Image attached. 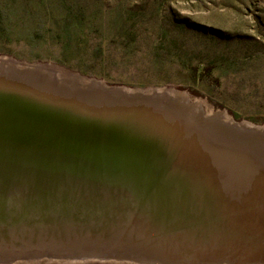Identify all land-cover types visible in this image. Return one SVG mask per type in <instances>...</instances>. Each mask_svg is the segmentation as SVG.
Segmentation results:
<instances>
[{"label":"rangeland","instance_id":"obj_1","mask_svg":"<svg viewBox=\"0 0 264 264\" xmlns=\"http://www.w3.org/2000/svg\"><path fill=\"white\" fill-rule=\"evenodd\" d=\"M0 58L31 65V75L47 80L83 77L89 94L104 96L103 84L157 91L149 102L175 113L182 135L176 149L158 136L117 156L119 169L142 172L117 178L127 186L143 182L145 202L131 196L137 203L88 208L83 218L101 216L100 239L86 238L82 216H72L63 237L56 226L47 230L65 218L39 213L42 226L35 224L23 246L0 245V264H264V140L241 131L238 142L192 121L203 111L226 112L264 127V0H0ZM24 135L22 143H30ZM51 136L25 149L0 136L2 188L24 196L84 189L79 178L51 171L114 177L88 153L80 154L83 167L50 161V142L70 145ZM40 176L44 182L34 184ZM159 192L166 196L160 204Z\"/></svg>","mask_w":264,"mask_h":264},{"label":"water","instance_id":"obj_2","mask_svg":"<svg viewBox=\"0 0 264 264\" xmlns=\"http://www.w3.org/2000/svg\"><path fill=\"white\" fill-rule=\"evenodd\" d=\"M9 63L11 62L7 58H0V136L4 138L3 140L12 143L13 147L25 149L32 145L37 147L42 144L46 145L44 138L52 135L53 140L59 138L58 142L69 141L70 145L66 147L59 144L53 145L50 142L46 146L49 150L47 157L50 161L83 167L86 163L82 162L80 154L88 153L94 156L90 163L97 162L106 166L115 175L112 172L108 173L113 174L111 176L115 178L109 175V179L98 181L91 171H74V175H71L73 177L67 175L66 172L51 171L50 175L57 176L58 174L61 180L63 176H69L74 181L79 178L76 181L84 189L76 191V188L49 187L51 194L39 193L36 196H24L21 193L22 190L21 192L15 190L10 194L12 187L2 188L0 184V245L11 242L21 245L24 241H28V232L33 230L35 234V224L42 226L39 213L44 216L49 215V218L64 217L62 224H51L47 230L55 233L56 230H51V228L56 226L59 228L57 232L61 233L58 235L63 237H66L63 234L65 226L73 224L70 223L72 216H82L80 219L87 223L83 228L84 233L87 232L86 238L100 239L102 235L98 234L99 229L96 224L101 225L98 220L101 216L93 219L83 218L86 217L84 213L88 211V208L95 207L108 211L117 203H132L135 200L145 202V196L139 198L138 194L141 189H145L143 188L145 186L138 184H144L143 182H135V187L127 186L117 178L128 175L138 178L141 177L142 172L134 170L133 166L119 169L123 167L121 164L123 160L117 156L123 155L125 150H129L131 146H139L142 141L146 143L145 145H153L159 142L156 139L158 136L162 140H172L175 149L179 147L182 135L172 119L175 113L149 102V99L156 93L152 90L143 91L122 87L119 92L115 91V93L113 88L103 85L104 96H99V92L93 91L94 94H89L90 85L85 79H72L71 76L60 73L55 79L47 80L37 74L31 75L34 73L30 69L31 65L13 61L11 66ZM105 88L108 90L106 91ZM25 133L30 135L29 139L32 143L27 141L22 143V140L28 138L24 135ZM68 148L69 150L74 148L77 152L70 150L72 154ZM229 154L224 151L221 156L228 158ZM73 157L75 160L72 159ZM50 175L47 177H52ZM40 177L38 180L35 178L34 184L43 183L46 179L45 176ZM152 181L154 186L156 179ZM89 187L94 195L111 194L112 197L107 201H102V198L100 200L97 197L90 199L88 195L82 193L86 192L85 189L89 190ZM37 191L42 190L40 187L37 190L36 186L32 187V192ZM154 193L150 191L145 194L151 198ZM157 195V202L153 200L151 203L160 204L166 197L160 192ZM131 196L136 199L131 200ZM186 216L182 215V217ZM125 217L132 218L130 214ZM43 230L45 229L39 227V231ZM108 238L104 239L109 240Z\"/></svg>","mask_w":264,"mask_h":264},{"label":"bare ground","instance_id":"obj_3","mask_svg":"<svg viewBox=\"0 0 264 264\" xmlns=\"http://www.w3.org/2000/svg\"><path fill=\"white\" fill-rule=\"evenodd\" d=\"M33 72H34V70H33ZM41 72H39V73L41 74ZM42 75H44V74H42ZM77 78L80 79L81 77L78 76ZM82 79H85V78L82 77ZM92 82H95V81L92 80ZM103 85H105V84H103ZM103 85H102V87H103ZM121 88L122 87H114L112 90L114 92L115 91L119 92L121 90ZM105 89H106V91L108 90L107 88H105ZM103 91H105L104 88H103ZM172 91L173 90H171V92ZM158 93H162V92H158ZM173 110L175 111L176 109L173 108ZM189 114H190V117L193 116V115H191L192 113H189ZM203 114L205 115V117L202 118V116H200L201 119L199 121H197L195 117L192 118V121L198 122L199 124H203V127L204 128L210 126L209 128H211V129L214 128L217 131H220L221 130L220 132L226 134L229 137L232 136V138L233 139H236V141H238V142H239V140H243V137H241V135L239 133L241 131H243V132H246V131L249 132L248 134H251L253 137H256L258 140H264V127L256 126V125H254V124H252L250 122H247V121L235 122L233 119H231L226 114V112H219V113L212 114V111H208V112H205V113L203 111ZM218 129H220V130H218ZM240 143L245 145V143H243V142H240ZM85 190H86V192H82V193H84L85 195H88L90 199H92V198L93 199H96V197H97L99 199L102 198V201H107V200H105V198H108V195L109 194H96V195H94L91 192V187H89V190L88 189H85ZM95 203H99V202H95Z\"/></svg>","mask_w":264,"mask_h":264}]
</instances>
